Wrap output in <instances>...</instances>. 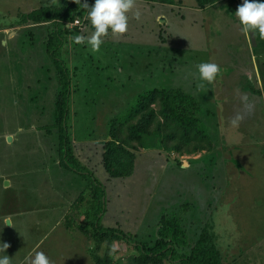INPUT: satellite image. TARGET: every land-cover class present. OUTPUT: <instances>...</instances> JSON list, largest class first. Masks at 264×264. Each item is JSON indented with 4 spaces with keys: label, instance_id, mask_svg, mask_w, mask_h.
<instances>
[{
    "label": "rangeland",
    "instance_id": "obj_1",
    "mask_svg": "<svg viewBox=\"0 0 264 264\" xmlns=\"http://www.w3.org/2000/svg\"><path fill=\"white\" fill-rule=\"evenodd\" d=\"M64 2L0 0V249L9 245L12 264H29L36 252L50 264H97L114 247L113 264H128L137 251L122 239L101 240L87 223L79 227L90 184L61 164L54 103L60 81L46 51L54 25L21 21L30 10ZM242 3L215 0L200 8L195 0H136L127 31L109 30L99 51L73 40L94 31L87 10L75 18L80 26H68L54 57L69 70L74 153L105 189L102 226L147 242L161 217L176 213L190 238L203 227L213 234L225 264H264V36L242 30L235 16ZM202 62L221 68L211 84L198 78ZM154 87L193 94L208 137L182 139L163 122L156 101L147 131L128 140V125L141 115L120 122ZM237 115L242 120L233 128ZM113 134L134 153L125 176L110 177L103 167Z\"/></svg>",
    "mask_w": 264,
    "mask_h": 264
},
{
    "label": "trees",
    "instance_id": "obj_2",
    "mask_svg": "<svg viewBox=\"0 0 264 264\" xmlns=\"http://www.w3.org/2000/svg\"><path fill=\"white\" fill-rule=\"evenodd\" d=\"M90 0H86L88 3ZM147 2H160L173 4L174 0H143ZM198 7L202 8L215 0H195ZM85 0H81L84 3ZM79 0H65L60 7L42 6L30 10L22 15L25 24H52L54 29L48 38L46 51L52 57L53 64L58 71L60 88L55 97V113L58 121L57 135L61 164L65 168L74 170L89 178L90 198L88 205L82 210L83 219L79 224L86 230L85 224L91 226L95 237L102 239L117 238L122 239L132 249L137 251L133 259L128 264H225L221 259V254L217 248L213 234L203 227L195 238H190L182 218L176 213L166 214L161 217L156 227V236L153 240L143 242L133 240L128 232H123L114 226H102L100 219L104 212L103 184L97 180L91 172L84 171L78 157L74 153L73 140L68 125L69 99H70V75L69 70L60 59L54 57V49L62 44L63 39L67 38L69 29L67 21L84 14L85 8ZM253 91L257 92L253 86ZM158 102V113L163 122L172 127L179 136L189 141L194 137L197 141H204L208 137L209 129L207 121L204 119V111L200 101L191 93L182 88H156L148 89L142 93L135 101L131 114L122 120L120 124L127 123L132 117L140 113V118L136 123L128 125L127 139L140 140L141 135L147 131L149 123L154 115V110L149 109L151 103ZM148 109V110H147ZM117 117H115V120ZM112 127L115 125L111 124ZM199 135V136H198ZM105 149L102 152V162L105 171L110 177L125 176L130 174L134 166V153L125 148L115 138L107 140ZM84 200L81 193L78 198ZM82 205V202L80 203ZM80 217H78L79 219ZM128 233V234H127ZM95 257V256H93ZM113 254L103 259H97V264H113Z\"/></svg>",
    "mask_w": 264,
    "mask_h": 264
},
{
    "label": "clouds",
    "instance_id": "obj_3",
    "mask_svg": "<svg viewBox=\"0 0 264 264\" xmlns=\"http://www.w3.org/2000/svg\"><path fill=\"white\" fill-rule=\"evenodd\" d=\"M81 3V0H79ZM136 0H95L91 6L86 2L81 3L83 8L87 9V17L94 28L91 36L87 39L83 35H76L73 40L76 44H87L93 51H99L104 43L103 37L109 33L123 34L128 29V12L135 6ZM141 13H135L139 20ZM235 16L238 18L242 30L245 33L258 32L264 36V0H243V3L237 7ZM198 78L209 84L217 80L221 68L213 62H202L197 66ZM247 99V97H243ZM242 116L237 115L231 120L233 128H239ZM184 165H182L183 167ZM5 254L0 256V264H12V258L6 253L8 244L3 243ZM113 247L111 253H115ZM29 264H50V260L44 252H36L34 257L29 258Z\"/></svg>",
    "mask_w": 264,
    "mask_h": 264
},
{
    "label": "built area",
    "instance_id": "obj_4",
    "mask_svg": "<svg viewBox=\"0 0 264 264\" xmlns=\"http://www.w3.org/2000/svg\"><path fill=\"white\" fill-rule=\"evenodd\" d=\"M80 24H81L80 19H74L73 21H68L66 26L73 27V26H80Z\"/></svg>",
    "mask_w": 264,
    "mask_h": 264
},
{
    "label": "water",
    "instance_id": "obj_5",
    "mask_svg": "<svg viewBox=\"0 0 264 264\" xmlns=\"http://www.w3.org/2000/svg\"><path fill=\"white\" fill-rule=\"evenodd\" d=\"M252 39H253V37H252ZM252 81H253V84H254L255 88H257V87H258V85H257V80H256L254 74H252ZM5 184H7V181L5 182Z\"/></svg>",
    "mask_w": 264,
    "mask_h": 264
},
{
    "label": "crops",
    "instance_id": "obj_6",
    "mask_svg": "<svg viewBox=\"0 0 264 264\" xmlns=\"http://www.w3.org/2000/svg\"><path fill=\"white\" fill-rule=\"evenodd\" d=\"M40 8V7H39ZM23 25V24H22ZM25 25V24H24Z\"/></svg>",
    "mask_w": 264,
    "mask_h": 264
}]
</instances>
